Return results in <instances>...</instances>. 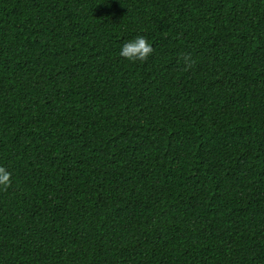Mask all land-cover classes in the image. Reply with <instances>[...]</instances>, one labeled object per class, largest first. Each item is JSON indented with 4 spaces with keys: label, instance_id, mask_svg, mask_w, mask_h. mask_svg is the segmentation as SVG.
<instances>
[{
    "label": "trees",
    "instance_id": "trees-1",
    "mask_svg": "<svg viewBox=\"0 0 264 264\" xmlns=\"http://www.w3.org/2000/svg\"><path fill=\"white\" fill-rule=\"evenodd\" d=\"M0 166V264H264V0H0Z\"/></svg>",
    "mask_w": 264,
    "mask_h": 264
},
{
    "label": "clouds",
    "instance_id": "clouds-1",
    "mask_svg": "<svg viewBox=\"0 0 264 264\" xmlns=\"http://www.w3.org/2000/svg\"><path fill=\"white\" fill-rule=\"evenodd\" d=\"M154 49L147 39L143 36H138L134 40L123 44L119 55L130 61H146L153 53ZM182 59L185 61L186 70L191 68L194 61L191 60L190 55H183ZM11 184V173L3 166H0V187L7 189Z\"/></svg>",
    "mask_w": 264,
    "mask_h": 264
}]
</instances>
